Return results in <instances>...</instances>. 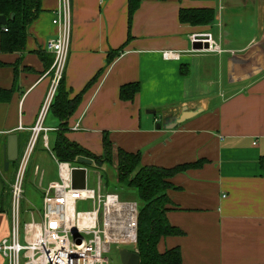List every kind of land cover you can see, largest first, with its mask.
I'll return each instance as SVG.
<instances>
[{
	"label": "crops",
	"instance_id": "obj_1",
	"mask_svg": "<svg viewBox=\"0 0 264 264\" xmlns=\"http://www.w3.org/2000/svg\"><path fill=\"white\" fill-rule=\"evenodd\" d=\"M70 1L63 72L68 97L103 69L68 117L66 137L100 156L105 132L114 149L139 152L142 165L171 167L204 159L202 166L169 178L173 188L166 191V217L183 233L162 237L157 250L178 246L182 264H264V169L259 165L264 155V0H140L129 29L127 0ZM58 4L41 1L24 50L0 51V87H14L10 100L0 102V177L5 182L10 178L2 168L7 137L16 135L19 158L48 92L53 55L45 44L57 31L52 19ZM181 8H209L214 19L208 24L182 23ZM202 32L210 33L219 51L193 48L192 34ZM123 44L105 65L107 54ZM166 51L177 55L165 58ZM131 82H138L139 90L132 99H121L120 86ZM184 111L195 114L173 126ZM58 124L48 108L43 125L55 129ZM55 136L56 130L47 132L50 148ZM35 149L33 165L43 174L33 168L38 177L33 189L42 201L48 183L71 182L74 163L61 162L60 167L50 152L56 166L41 169L38 163L48 158L41 137ZM80 165L86 168L87 185V166ZM102 192L135 206L115 191ZM23 200L31 206L25 211L37 210L40 216L30 195ZM4 206L0 240L9 235L11 225ZM0 264H6L1 253Z\"/></svg>",
	"mask_w": 264,
	"mask_h": 264
},
{
	"label": "built area",
	"instance_id": "obj_2",
	"mask_svg": "<svg viewBox=\"0 0 264 264\" xmlns=\"http://www.w3.org/2000/svg\"><path fill=\"white\" fill-rule=\"evenodd\" d=\"M52 23L56 25L57 31L45 44L46 50L53 55L49 69L51 81L37 120L30 127L28 141L17 162L11 184L10 232L0 240V253L6 264H109L107 255L112 244L128 245L127 241L133 239L132 250L138 252L137 205L135 208L133 205L121 203L114 193H103L100 176L97 177L96 189L87 185L84 189L72 188L71 182L63 180L48 183L42 196L39 219L34 217L31 210L28 212V221H20L19 218L23 177L36 140L41 137L43 146L51 152L47 132L57 130L45 127L43 120L66 66L71 28L70 0H59ZM191 40L193 43L200 42L202 46L206 43L207 47H202L201 50H220L210 33L192 34ZM175 55L177 54L170 51L163 52L165 58ZM59 166H62L61 162ZM71 166L83 167L78 162ZM34 170L35 174L42 176L43 171L38 166ZM88 200L91 201V210L74 211L77 202ZM131 206L135 212L131 223H128L126 209ZM69 209L73 210L72 214L68 213ZM80 218L84 220L81 224L78 223ZM72 225L76 226L74 232Z\"/></svg>",
	"mask_w": 264,
	"mask_h": 264
},
{
	"label": "trees",
	"instance_id": "obj_3",
	"mask_svg": "<svg viewBox=\"0 0 264 264\" xmlns=\"http://www.w3.org/2000/svg\"><path fill=\"white\" fill-rule=\"evenodd\" d=\"M41 1L0 0V15L6 19L5 24L0 25L1 52L10 53L24 50L28 27L41 12ZM139 4L140 0H127L128 29L132 15ZM178 19L182 23L208 24L213 21L214 15L209 8H181L178 12ZM129 39L130 34L128 32L127 40ZM124 45L107 54L105 65H108L114 57L119 55ZM2 64L3 62L0 61V66ZM102 69L97 71L83 90L73 98L68 97L62 75L49 106L59 121L51 152L58 162L76 163L77 158L86 157L100 166L101 164L114 165L118 183L133 188L139 201L136 214V248L139 254V264H182L178 246L165 249L162 252L157 250V243L162 237L183 233L180 228L170 224L166 217L167 205L170 202L166 191L173 188V184L169 180L172 175L190 168L200 167L205 160L199 159L171 167L142 165L139 152H127L120 147L114 149L112 141L105 132L102 135L103 153L100 156H96L79 144L70 141L65 135L68 117L80 101L84 89L97 79ZM138 90V82L124 84L119 88V97L123 100L132 99ZM13 91L14 87L9 89L0 87V102H8ZM18 159L11 161L8 170L5 172H10L13 168L12 175L14 176ZM259 165L264 169V155L260 156ZM11 180L13 181V178ZM0 182L2 184L1 179ZM4 203L1 202L0 193V212L6 211Z\"/></svg>",
	"mask_w": 264,
	"mask_h": 264
},
{
	"label": "rangeland",
	"instance_id": "obj_4",
	"mask_svg": "<svg viewBox=\"0 0 264 264\" xmlns=\"http://www.w3.org/2000/svg\"><path fill=\"white\" fill-rule=\"evenodd\" d=\"M44 151L45 156L47 155V157H43L44 161L43 163H38L40 165V168L42 169L45 164H48L49 166H54L53 162L51 160L52 157L50 156V151L44 147V149L42 150ZM38 152V149H35L33 151V153H31L30 158H29V162L26 166L25 169V173H24V177H23V184H22V194H21V199H20V205H19V218L20 221H28L30 219V215H29V210L26 209L25 211V207H27L28 204H26L23 200V197L27 194L31 196V201L34 204V206L37 208L39 206V208L41 207V197L38 193V191L33 189L34 184L38 183V177H36L33 173V161L35 159V156ZM42 165V166H41ZM103 164L98 165L97 163L95 164H90V165H86L87 166V187L89 188H93L96 189V180H97V175L100 176V181L102 183V190H106V191H115L118 195L119 198L121 200H129V201H134L135 203V208H136V204H139V201L137 199L136 196V191L133 188L127 187L125 185H123L122 183H118L117 181V173L115 168L111 165V164H104V167H106L105 170H102L100 167H102ZM3 168V166H2ZM14 169L12 168L10 170V178L5 182L4 179L2 177H0V179L2 180V189H1V202H5V205L8 206L9 211L11 213V184H12V178L14 179L13 174ZM107 181V182H106ZM108 185H107V184ZM106 184V187H105ZM28 207H31L30 205H28ZM35 208V209H36ZM91 201H79L77 202V204L75 205V210L77 211H82V210H87V209H91ZM34 217L36 219H39V215H38V211L35 210L34 211ZM163 243L161 242L158 249H162L163 247ZM132 246L133 243H130L128 245H118V244H112V247L108 253V259H109V264H122L119 258V248L121 247H125L129 250H132Z\"/></svg>",
	"mask_w": 264,
	"mask_h": 264
},
{
	"label": "water",
	"instance_id": "obj_5",
	"mask_svg": "<svg viewBox=\"0 0 264 264\" xmlns=\"http://www.w3.org/2000/svg\"><path fill=\"white\" fill-rule=\"evenodd\" d=\"M6 19L3 15H0V25H4ZM194 49H202V47L206 48L207 44L201 45L200 42L193 43ZM195 114V111H184L173 123V126L179 122H182L189 116ZM158 127V126H157ZM18 158V150H17V143H16V135L10 134L7 137V143L3 153V170L7 171L9 168V163L11 161H16ZM77 162L84 165H90L92 160L86 157H79L77 158ZM71 178V186L72 188L76 189H84L85 179H86V168L85 167H73L70 172ZM2 185L0 182V193H1ZM73 232L76 229L75 225H72ZM119 258L122 264H139V254L136 251L129 250L125 247L119 249Z\"/></svg>",
	"mask_w": 264,
	"mask_h": 264
},
{
	"label": "bare ground",
	"instance_id": "obj_6",
	"mask_svg": "<svg viewBox=\"0 0 264 264\" xmlns=\"http://www.w3.org/2000/svg\"><path fill=\"white\" fill-rule=\"evenodd\" d=\"M134 212H135V210H134V208L132 206L128 207L126 209V213L128 214V223H131V221L133 219ZM130 234L133 236V232L131 230H130ZM130 243L134 244L133 239H130V240L127 241V244H130Z\"/></svg>",
	"mask_w": 264,
	"mask_h": 264
}]
</instances>
